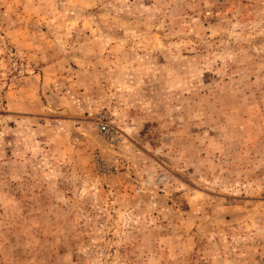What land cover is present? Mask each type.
<instances>
[{
  "label": "rangeland",
  "instance_id": "374dc122",
  "mask_svg": "<svg viewBox=\"0 0 264 264\" xmlns=\"http://www.w3.org/2000/svg\"><path fill=\"white\" fill-rule=\"evenodd\" d=\"M0 264H264V0H0Z\"/></svg>",
  "mask_w": 264,
  "mask_h": 264
},
{
  "label": "built area",
  "instance_id": "2783aa9c",
  "mask_svg": "<svg viewBox=\"0 0 264 264\" xmlns=\"http://www.w3.org/2000/svg\"><path fill=\"white\" fill-rule=\"evenodd\" d=\"M102 131H103L104 133H108V129H106V126L103 127Z\"/></svg>",
  "mask_w": 264,
  "mask_h": 264
}]
</instances>
